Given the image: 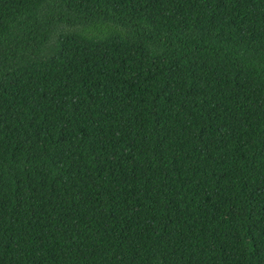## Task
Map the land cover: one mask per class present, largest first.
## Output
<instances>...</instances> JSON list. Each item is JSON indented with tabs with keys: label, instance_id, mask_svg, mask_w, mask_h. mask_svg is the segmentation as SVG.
I'll return each mask as SVG.
<instances>
[{
	"label": "trees",
	"instance_id": "16d2710c",
	"mask_svg": "<svg viewBox=\"0 0 264 264\" xmlns=\"http://www.w3.org/2000/svg\"><path fill=\"white\" fill-rule=\"evenodd\" d=\"M0 264H264V0H0Z\"/></svg>",
	"mask_w": 264,
	"mask_h": 264
}]
</instances>
